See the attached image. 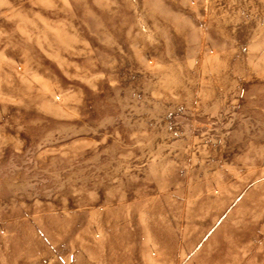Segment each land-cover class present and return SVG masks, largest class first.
Returning a JSON list of instances; mask_svg holds the SVG:
<instances>
[{"label":"rangeland","instance_id":"1","mask_svg":"<svg viewBox=\"0 0 264 264\" xmlns=\"http://www.w3.org/2000/svg\"><path fill=\"white\" fill-rule=\"evenodd\" d=\"M0 264H264V0H0Z\"/></svg>","mask_w":264,"mask_h":264}]
</instances>
